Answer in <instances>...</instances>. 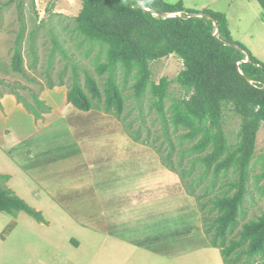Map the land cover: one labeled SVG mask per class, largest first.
Instances as JSON below:
<instances>
[{"label":"trees","instance_id":"obj_1","mask_svg":"<svg viewBox=\"0 0 264 264\" xmlns=\"http://www.w3.org/2000/svg\"><path fill=\"white\" fill-rule=\"evenodd\" d=\"M258 2L264 11V0ZM17 7L20 26L10 70L25 75V54L34 71L41 60L45 63L44 75L49 88L67 85L68 103L82 111L96 109L113 115L136 142L147 143V138L142 139L141 129L147 127L146 118L155 108L161 128L160 145L166 144V154L161 156V161L179 175L188 193L195 195L210 245L220 250L224 264H264V212L239 222L247 197L251 195L252 179L264 177V172L258 176L252 173L256 136L264 124V62L232 38L225 15L209 9L187 8L182 0L173 3L165 0H81V8L74 17L51 14L69 21L61 28L56 26L60 20L52 24L51 15L37 22L35 12L36 22L28 29L24 13L21 14L23 4L18 3ZM47 27L51 46L42 57L37 40ZM63 32L76 50L86 42L89 46L85 53L94 45L99 47L91 62L98 77L106 74L101 83L69 53L66 39L61 37ZM22 44L27 45L26 53ZM171 54L182 60L183 68L175 81L183 95L171 98L170 106L165 109L170 81L164 76L158 82L153 81L150 63ZM55 56L67 62L59 70L54 84L50 76ZM100 57L104 61H100ZM67 68L71 75L64 80ZM118 69L122 71L121 79L117 77ZM130 79H133L131 97L138 111L135 120L128 119L132 109L126 108L129 95L124 94ZM145 96L151 97L146 111L142 102ZM33 99L44 106L36 95ZM23 105L34 116H39L30 104L24 102ZM227 110L239 117L234 143L228 140L224 129ZM136 122L137 128L134 127ZM181 128L184 132L174 139ZM147 134L151 138L152 133ZM157 138L151 139L153 145ZM184 141L189 146L176 151V143ZM156 150L161 154L160 147ZM175 153L178 154L176 160L173 159ZM186 156L191 158L184 165ZM196 171L199 174L190 179ZM208 176L210 180L203 186V193H197ZM226 176L229 179L223 180L216 189V184ZM8 179L9 175L0 174V181ZM215 189L218 194H214ZM210 195L211 198L201 201ZM0 211L10 214L24 211L37 221H43L40 211L1 185Z\"/></svg>","mask_w":264,"mask_h":264},{"label":"rangeland","instance_id":"obj_2","mask_svg":"<svg viewBox=\"0 0 264 264\" xmlns=\"http://www.w3.org/2000/svg\"><path fill=\"white\" fill-rule=\"evenodd\" d=\"M165 1L173 3L178 0ZM182 1L187 8L209 9L223 13L227 19L232 38L243 43L254 56L264 62V11L258 0ZM7 2H10L8 6H6ZM18 3L23 4L21 14L24 13L23 16L29 26L28 29L36 22L35 12L38 15L37 22H39L40 19H47L49 15L57 13L74 17L81 8V0H0V98L9 95L11 101L14 102L15 100L23 111L32 114L34 119V121H31L23 113L0 117V174H7L10 177L9 181H0V185L14 191L29 206L40 211L43 217V223H40L24 211H18L15 215L0 211V234L7 226L1 235V239L8 238L13 243L21 240L23 243H28L27 248H24L23 251L20 250L23 254V260L32 258V261L35 262L36 256H38L42 263L45 262L43 264H131V259L138 258L137 260H139L145 254L148 256L147 251H144L145 253L140 251L142 249L136 248L135 244H124L123 241L126 239V235L122 238H116L82 226L74 218L71 209L64 210L57 203V200L52 197H58L64 200L66 204L70 202L74 212H79L80 208L85 207H89L91 211H94L95 208L104 209L105 207L109 209L114 204L113 209L124 208L121 211H128L129 209L135 213H142L145 207L148 206L155 208L153 219L159 224L162 221V211H164L163 220L166 221L165 216L168 211H165L169 210L170 206L168 200L158 201L154 204L152 200L148 199L149 203L145 204L147 200L139 194L134 195L133 198L125 197L122 190L110 189L100 183L96 188L94 187L97 179L94 167L89 162L91 157L95 156L98 149L111 150V147H122L127 142L133 141V138L126 132V136L125 134L122 137L114 136L115 138L111 140L110 128H112L113 134L116 127L111 125L109 118L100 120V114L107 113H102L96 109L82 111L72 106L66 100L67 85L65 84L54 85L49 88L46 83L47 77L44 75L45 66L43 65L45 63L41 60L34 71L29 67L30 60L25 54L23 63L26 71L25 75L10 70L15 38L20 26ZM53 15L50 16L52 24H56V21L60 20V23L56 24L57 28H61L66 22H69L65 18L58 19ZM47 30L48 27L43 32L41 31L44 35L38 36L37 40L42 57H45L51 46ZM61 37L66 39L65 47L69 49V53H72L78 63L89 70L101 83L106 74L98 77L91 62L96 57L99 47L94 45L89 52L85 53L89 46L87 42L76 50L73 42L67 41V33L63 32ZM24 42H26V37ZM22 47L23 52L26 53L27 45L22 44ZM57 58L58 56H55L53 60L54 70L50 76L54 84L58 80L59 70L67 62L65 59L58 60ZM100 61H104V59L100 57ZM182 68V60L175 54L153 60L150 63L151 79L153 81L158 82L163 76L170 81L165 109L170 106L171 98H179L183 95V90L175 81L176 75ZM70 75L71 70L67 68L64 80ZM117 77L118 79L122 77L120 69L117 70ZM80 79L83 82L82 72H80ZM132 83L133 79L127 82L124 94L129 95L126 108L130 111L132 109L128 114V119L135 120L138 111L134 108L135 101L131 97L132 90L130 87ZM12 90L17 93L11 92ZM35 95L37 99L43 102V107L34 101L33 96ZM150 98L149 96L143 98L145 111L147 110L145 106L151 102ZM22 99L32 106L33 111L39 114L38 117L34 116L31 110L23 105L24 102L21 103ZM0 110L3 113L6 112L4 107H0ZM149 114L145 121L147 127L141 129V136L142 139L147 138L146 144L152 148V156L158 158L162 163L161 156L166 154V144L160 145L162 138L159 137L161 130L159 117L155 108H152ZM113 118L117 121L116 124L119 129L125 132L122 123L116 117L113 116ZM134 127H138V122L134 124ZM224 129L228 140L234 143L237 140L239 117L235 116L230 110H227L224 115ZM147 132L152 133L151 138L147 136ZM183 132L182 128L176 131L174 139ZM155 138L157 139L153 145L151 139ZM176 142L179 143L180 140H176ZM176 146L178 147L176 151H179V149L188 147L189 144L184 141L181 144L176 143ZM156 147H160L161 154L157 152ZM187 157L183 161L184 165H187L188 160L191 158ZM177 158L178 154H173V159L176 160ZM254 161L252 173L254 176H258L264 172V124L257 132ZM171 172L172 175H168L166 181L168 183L179 182L182 189L188 193L179 175L174 171ZM198 174L199 171L194 172L190 179ZM228 179L229 176L222 178L216 184V189L223 180ZM209 180L210 176L204 180L203 185L196 192L203 193V186ZM161 181L164 184L163 176ZM252 181L251 195L247 197L244 212L240 215V223L264 212V177L252 179ZM138 182L136 181V184ZM84 188L87 190H84ZM136 189L137 185H134V191ZM216 189L214 194H218ZM102 192L108 194H104L103 199L100 200L99 194ZM50 193L52 194L50 195ZM191 196L195 200L192 201V206L196 202V207L199 210L195 195ZM211 197L212 195L201 201ZM199 218L203 227L201 213ZM15 225L17 228L11 233V229H15ZM160 227L162 226L158 227L153 224V231L150 232L158 234L161 231L155 229ZM148 233L147 229L144 234ZM8 235L9 237H7ZM74 239L79 241L78 245L74 243ZM190 257L195 259L185 264H205L201 256L196 253H192ZM115 258L117 260H114ZM64 260H67V262L64 263ZM12 261H14L13 264H16L15 260ZM155 261L153 262L155 263ZM0 262L3 263L2 257Z\"/></svg>","mask_w":264,"mask_h":264},{"label":"crops","instance_id":"obj_3","mask_svg":"<svg viewBox=\"0 0 264 264\" xmlns=\"http://www.w3.org/2000/svg\"><path fill=\"white\" fill-rule=\"evenodd\" d=\"M10 101L9 95H4L0 98L2 108L4 107L6 110L4 113L1 111L2 109L0 110V117L23 113L31 121H34L32 114L23 111L15 100L14 102L11 101V103ZM103 118H109L111 125L116 127L113 134L112 128H110L111 140L115 138L114 136L122 137L124 134L126 136V132L119 129L116 124L117 121L112 115L100 114V120ZM110 149H98L95 156L91 157L89 161L94 167L97 179L94 187L96 188L100 183L110 189H119L123 191L125 197L133 198L134 195L139 194L143 196V199L147 200L145 204L149 203L148 199L152 200L154 204L158 203V201L168 200L170 206L169 210L165 211H168L165 216L166 221L164 222L163 220L164 211L161 213V224L154 221L155 208L148 206L145 207L142 213H135L129 209L128 211H121L124 208L113 209L114 204L109 209L104 207V209L95 208L94 211H91L89 207H85L80 208L79 212H74L70 202L66 204L64 200L52 196L57 200V203L64 210L71 209L74 218L82 226L116 238H122L126 235V239L123 241L124 244L130 245L133 243L136 248L142 249L140 251H147L148 256L145 254L139 260H137L138 258L131 259V264H185L195 259L190 257L192 253L201 256L205 264H224L220 250L210 245L203 231L199 218L200 211L196 207V202L192 206V201H195L194 198L182 189V185L179 182H170V184L166 181L167 176L172 175V170L170 171L158 158L152 156V148L144 143H135L133 140L122 145V147H111ZM162 176L164 184L161 181ZM136 181L139 182L136 184ZM134 185H137L135 191ZM84 190L87 189L84 188ZM104 194L108 193L102 192L99 194L100 200L103 199ZM153 224L158 227L162 226L155 229L160 230V233L150 232L153 231ZM6 227L0 234V258L2 257V264H13L14 261L12 260H15L16 264L45 263H42L38 256H36L35 262L32 261V258L23 260V254L20 250L23 251L24 248H27L28 243H23L22 240L13 243L8 238L1 239ZM16 228L17 226L15 225V229H11V233ZM147 229L149 233L144 234ZM74 243L78 245L79 241L74 239ZM114 260L117 259L115 258ZM66 262L67 260H64V263Z\"/></svg>","mask_w":264,"mask_h":264},{"label":"water","instance_id":"obj_4","mask_svg":"<svg viewBox=\"0 0 264 264\" xmlns=\"http://www.w3.org/2000/svg\"><path fill=\"white\" fill-rule=\"evenodd\" d=\"M146 10H149L148 8H146ZM162 16H166L164 13L161 14ZM201 15V14H200ZM214 25L216 26V22H214Z\"/></svg>","mask_w":264,"mask_h":264}]
</instances>
